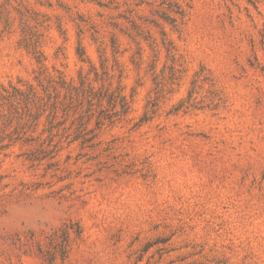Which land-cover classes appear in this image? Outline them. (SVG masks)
Returning a JSON list of instances; mask_svg holds the SVG:
<instances>
[{
  "label": "rangeland",
  "instance_id": "obj_1",
  "mask_svg": "<svg viewBox=\"0 0 264 264\" xmlns=\"http://www.w3.org/2000/svg\"><path fill=\"white\" fill-rule=\"evenodd\" d=\"M0 264H264V0H0Z\"/></svg>",
  "mask_w": 264,
  "mask_h": 264
},
{
  "label": "trees",
  "instance_id": "obj_2",
  "mask_svg": "<svg viewBox=\"0 0 264 264\" xmlns=\"http://www.w3.org/2000/svg\"><path fill=\"white\" fill-rule=\"evenodd\" d=\"M109 100H111V98H110V97H109ZM125 106H126V104H124V105H123V107H124V110H126V111H127V109H125Z\"/></svg>",
  "mask_w": 264,
  "mask_h": 264
}]
</instances>
